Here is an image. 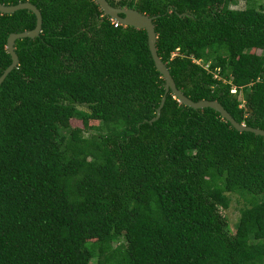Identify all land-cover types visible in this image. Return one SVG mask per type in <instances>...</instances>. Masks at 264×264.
Segmentation results:
<instances>
[{
  "label": "trees",
  "instance_id": "obj_1",
  "mask_svg": "<svg viewBox=\"0 0 264 264\" xmlns=\"http://www.w3.org/2000/svg\"><path fill=\"white\" fill-rule=\"evenodd\" d=\"M107 1L155 18L185 96L264 130V0ZM0 2L43 19L0 85V264H264V137L171 92L155 119L165 81L146 31L94 0ZM35 26L0 13V76L8 37Z\"/></svg>",
  "mask_w": 264,
  "mask_h": 264
},
{
  "label": "water",
  "instance_id": "obj_2",
  "mask_svg": "<svg viewBox=\"0 0 264 264\" xmlns=\"http://www.w3.org/2000/svg\"><path fill=\"white\" fill-rule=\"evenodd\" d=\"M96 4L103 11L104 15L114 19L115 21L125 25L134 27L136 29L145 30L148 39V48L151 53L152 59L154 61L155 67L158 72L161 74L162 78L165 81V95L162 98V102L157 111L158 119L161 113V109L164 106V102L166 99V94L171 92L181 104L193 108L195 110L211 108L214 111L218 112L222 119L228 121L232 127L239 132H251L255 135L264 137V130L260 128H253L246 126L243 123L237 122L231 114L221 105V103L217 100H200L194 102L187 96L183 94L181 90H179L175 84L174 79L171 76L169 68L167 65L161 60L158 55L156 42H157V34L155 32L154 25V17H150L148 15L142 14L137 10L130 8H121L112 6L107 0H94ZM19 10H29L33 12L36 16V26L33 30L24 31L21 33H12L7 39V51L11 56V64L4 70L3 74L0 76V85L3 83L5 78L8 76L10 72H12L19 64V57L15 51V42L16 40L23 38H31L34 39L40 35L42 32V13L37 8L36 5L31 2H20L17 5H4L0 2V13L1 14H12Z\"/></svg>",
  "mask_w": 264,
  "mask_h": 264
},
{
  "label": "rangeland",
  "instance_id": "obj_3",
  "mask_svg": "<svg viewBox=\"0 0 264 264\" xmlns=\"http://www.w3.org/2000/svg\"><path fill=\"white\" fill-rule=\"evenodd\" d=\"M261 2V0H257ZM246 7V0H237V3L231 8L234 9H244ZM85 109V107L83 108ZM72 125L79 126L81 123L79 121L71 122ZM245 201L238 195L232 196L231 207L228 210H224L223 214L227 216V219L230 224H235L239 218L240 210L244 207ZM232 229V228H231Z\"/></svg>",
  "mask_w": 264,
  "mask_h": 264
},
{
  "label": "built area",
  "instance_id": "obj_4",
  "mask_svg": "<svg viewBox=\"0 0 264 264\" xmlns=\"http://www.w3.org/2000/svg\"><path fill=\"white\" fill-rule=\"evenodd\" d=\"M111 22H112V24H113L115 27H118V26L122 25L121 23L115 21L114 19H111ZM232 92H234V90H233Z\"/></svg>",
  "mask_w": 264,
  "mask_h": 264
},
{
  "label": "clouds",
  "instance_id": "obj_5",
  "mask_svg": "<svg viewBox=\"0 0 264 264\" xmlns=\"http://www.w3.org/2000/svg\"><path fill=\"white\" fill-rule=\"evenodd\" d=\"M122 25H123V24H122ZM124 26H125V25H124ZM233 90H234V92H232ZM231 92H232V93H235V88H233V89L231 90Z\"/></svg>",
  "mask_w": 264,
  "mask_h": 264
}]
</instances>
